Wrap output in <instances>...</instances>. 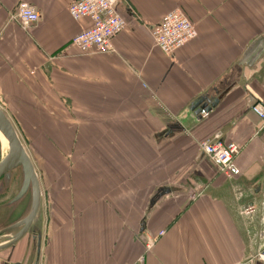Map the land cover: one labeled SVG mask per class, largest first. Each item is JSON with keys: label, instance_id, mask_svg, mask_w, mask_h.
<instances>
[{"label": "crops", "instance_id": "obj_1", "mask_svg": "<svg viewBox=\"0 0 264 264\" xmlns=\"http://www.w3.org/2000/svg\"><path fill=\"white\" fill-rule=\"evenodd\" d=\"M73 1L0 0V102L31 109L65 153L40 264H261L264 125L250 107L264 106V0H121L111 51L89 54L71 46L90 26ZM21 2L39 16L27 29ZM174 9L197 37L168 57L151 28ZM214 140L239 147V176L201 152Z\"/></svg>", "mask_w": 264, "mask_h": 264}, {"label": "built area", "instance_id": "obj_2", "mask_svg": "<svg viewBox=\"0 0 264 264\" xmlns=\"http://www.w3.org/2000/svg\"><path fill=\"white\" fill-rule=\"evenodd\" d=\"M121 0H76L68 6V13L74 21L88 19L90 26L83 29L71 40V46L81 54L92 52L106 53L111 51L112 39L123 30L124 20L117 12ZM13 20L23 29L36 25L39 20L38 12L30 4L21 2L17 5ZM154 45L166 56L171 57L187 43L197 37L195 26L180 9H174L163 16L161 21L151 28ZM250 111L256 115L264 125V106L254 104ZM200 117H208V111L202 109ZM201 152L209 159L217 171L227 179L239 176V168L235 165V157L239 147L234 143L225 144L214 140L199 145ZM254 208L248 207L244 213H253ZM162 233L159 235L161 236ZM158 238H147L144 245L148 252L155 245ZM258 260L264 264V248L258 255ZM131 264H144V255H141Z\"/></svg>", "mask_w": 264, "mask_h": 264}, {"label": "water", "instance_id": "obj_3", "mask_svg": "<svg viewBox=\"0 0 264 264\" xmlns=\"http://www.w3.org/2000/svg\"><path fill=\"white\" fill-rule=\"evenodd\" d=\"M0 133L8 143L7 154L0 156V194L10 189L12 195L0 205V264H40L44 238L42 190L30 157L1 107Z\"/></svg>", "mask_w": 264, "mask_h": 264}, {"label": "rangeland", "instance_id": "obj_4", "mask_svg": "<svg viewBox=\"0 0 264 264\" xmlns=\"http://www.w3.org/2000/svg\"><path fill=\"white\" fill-rule=\"evenodd\" d=\"M12 105L13 106L5 107L4 103L0 102V107L5 112L11 124L13 125L18 138L22 142L28 156L30 157V160L38 176L43 196L45 234V228L47 227V221L49 219L47 203V178L52 175H54V178H56L57 174L61 175V172H63V168L66 167L62 166L61 162L60 165L56 164V161L65 158V153L64 150L57 148V145H55L57 149L51 148L52 144L50 143V139H48L50 135H47L45 133V128L34 124L36 117H34L31 109L16 108L14 106V103H12ZM41 121L42 119H40V122ZM0 138L3 139L1 136ZM1 139L0 156L1 152L2 156H5L7 152V146L2 145ZM9 197H11V195Z\"/></svg>", "mask_w": 264, "mask_h": 264}, {"label": "flooded vegetation", "instance_id": "obj_5", "mask_svg": "<svg viewBox=\"0 0 264 264\" xmlns=\"http://www.w3.org/2000/svg\"><path fill=\"white\" fill-rule=\"evenodd\" d=\"M10 193H11V190L9 189L6 192L0 194V205H3L4 203L12 199V195ZM10 195L11 197H9Z\"/></svg>", "mask_w": 264, "mask_h": 264}, {"label": "bare ground", "instance_id": "obj_6", "mask_svg": "<svg viewBox=\"0 0 264 264\" xmlns=\"http://www.w3.org/2000/svg\"><path fill=\"white\" fill-rule=\"evenodd\" d=\"M0 136L3 138V139H1L2 140V145L3 146H7V152H8V143H7V141H6V139L4 138V136L0 133ZM0 151H1V145H0ZM7 152H6V154H7ZM1 157H5V156H2V152H1Z\"/></svg>", "mask_w": 264, "mask_h": 264}]
</instances>
